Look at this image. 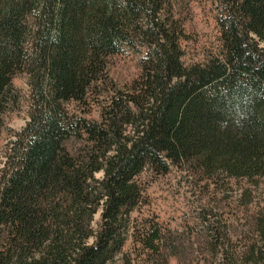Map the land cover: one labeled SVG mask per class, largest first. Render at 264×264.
I'll use <instances>...</instances> for the list:
<instances>
[{
    "label": "trees",
    "instance_id": "16d2710c",
    "mask_svg": "<svg viewBox=\"0 0 264 264\" xmlns=\"http://www.w3.org/2000/svg\"><path fill=\"white\" fill-rule=\"evenodd\" d=\"M194 1L0 0V137L14 78L28 86L0 170V264H214L221 246L218 264H264V0H205L218 45L187 62ZM172 168L198 190L181 228L141 212L143 173Z\"/></svg>",
    "mask_w": 264,
    "mask_h": 264
},
{
    "label": "rangeland",
    "instance_id": "374dc122",
    "mask_svg": "<svg viewBox=\"0 0 264 264\" xmlns=\"http://www.w3.org/2000/svg\"><path fill=\"white\" fill-rule=\"evenodd\" d=\"M213 5L205 0H198L191 3L193 13V23L191 27L194 29L195 38L187 43H184L186 55L184 59L187 62L199 61L206 56L209 52H214L218 45V30L213 18L214 9ZM264 48V43L261 44ZM136 57L128 55L125 59L117 61V69L119 75L124 76L134 72V65ZM26 76L20 74L14 78V84L17 86L22 94L20 107L7 115L6 117V130L3 131L0 137V170L4 163L5 144L9 140L13 131L19 130L28 120V86L26 83ZM91 116H98L97 108L94 106L90 112ZM145 181V195L148 204L142 207L141 212L155 217L161 223L171 228H181L184 225L193 224L196 216V208L198 202V190L191 188L189 178H186L182 170L172 168L169 173L160 176H151L149 172L142 175ZM226 189V191H225ZM240 192V185L234 188H224V194L227 204L225 205L227 221L238 224L242 221L241 215H235L232 211L238 204ZM256 206L264 205V184L258 187L255 191ZM137 212L133 214L135 216ZM100 213L95 215V219L99 218ZM228 247L221 246L219 252L216 253L217 258L214 264H218V254L224 252Z\"/></svg>",
    "mask_w": 264,
    "mask_h": 264
}]
</instances>
